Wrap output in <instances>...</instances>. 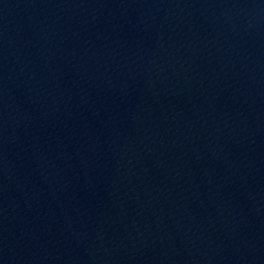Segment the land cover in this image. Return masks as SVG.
Segmentation results:
<instances>
[{
    "label": "water",
    "instance_id": "water-1",
    "mask_svg": "<svg viewBox=\"0 0 264 264\" xmlns=\"http://www.w3.org/2000/svg\"><path fill=\"white\" fill-rule=\"evenodd\" d=\"M0 264H264V0H0Z\"/></svg>",
    "mask_w": 264,
    "mask_h": 264
}]
</instances>
